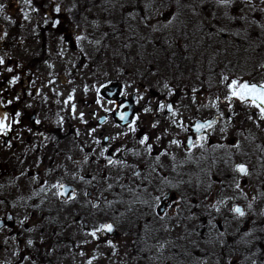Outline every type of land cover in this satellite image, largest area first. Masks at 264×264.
Masks as SVG:
<instances>
[{"label":"flooded vegetation","instance_id":"af4514ba","mask_svg":"<svg viewBox=\"0 0 264 264\" xmlns=\"http://www.w3.org/2000/svg\"><path fill=\"white\" fill-rule=\"evenodd\" d=\"M0 5V116L7 113L11 125L0 135V264H264V222L255 224V209L264 208V124L257 111L224 115L217 89L155 83L189 82L208 67L219 80L225 59L241 64L247 49L264 46V0ZM256 60L264 64V56ZM254 79L251 73L247 81ZM161 102L178 115L159 111ZM120 113L129 122L139 115L136 132ZM231 116L228 138L223 121ZM210 120L212 128L195 131ZM144 134L151 154L139 143ZM173 139L181 145L170 146ZM162 151L168 155L157 161ZM238 164L247 176L235 170ZM57 182L68 195H56ZM108 223L112 232L90 235Z\"/></svg>","mask_w":264,"mask_h":264},{"label":"snow or ice","instance_id":"6c2138e0","mask_svg":"<svg viewBox=\"0 0 264 264\" xmlns=\"http://www.w3.org/2000/svg\"><path fill=\"white\" fill-rule=\"evenodd\" d=\"M24 2L31 6L32 0H24ZM221 3H224L226 5H229L231 3V0H220ZM3 5H0V11H3ZM36 11H38V9H36ZM55 11L57 13L60 12V8L59 6H57L55 8ZM24 19L27 20L28 19V14L25 12L24 14ZM158 15H162V11L158 12ZM6 19H10V17H5ZM173 19L175 17H172ZM14 23V21H13ZM56 23H59V21H57ZM8 33L5 32L4 36H7ZM3 37H0V39H2ZM83 39V37H77V40ZM5 63L4 59L2 57H0V65H3ZM7 71L12 72L13 69L12 68H8ZM17 80H19V77H13L12 79V83H15ZM222 82L227 84V87L229 89V95L226 97V99L228 100L229 104H231L232 99L236 98L238 99L242 104H248L251 107H254L258 110V117L259 120H264V82L261 83H255V82H250L247 80H243L242 78H237V79H231L229 80L228 76H223L222 77ZM165 87H167V84L165 85ZM85 91H87V88L85 89ZM97 92L100 91L99 88L96 89ZM195 91V89L193 90ZM18 99V97H17ZM73 99V95H70L68 97V100L71 101ZM97 103H100V99H97L96 101ZM9 103H11V101H9ZM67 103V101L65 102ZM167 107V111L169 113L172 114V116H176L178 115L177 112L173 111L172 105L168 104L167 106L161 102L158 106V110L163 112L165 110V108ZM231 110V109H230ZM76 111V107L75 104H73L72 106V112L75 113ZM105 111H108V109H105ZM145 113L151 112L152 109L151 108H145L143 110ZM220 115H223L222 113ZM16 116H19V113L16 114ZM80 119L81 121H83L84 123H87V121L84 120V113L80 114ZM119 119L124 121L126 124H128L129 128L131 129L132 132H136L137 128H136V121L140 119L139 115H137L135 117V119H133L131 122H129V118H128V114L127 113H120L119 114ZM249 119H251V117H249ZM8 121V115L7 113H5L3 116H0V135H4L7 136L8 133L11 131V125L9 123H7ZM14 123H19L18 119H14L13 121ZM37 123H39V121H36ZM106 122V121H105ZM159 121H157L156 123H153L151 125L152 128H156L158 125ZM174 124H176L178 127H181L182 129H184L185 131H187L188 129L184 127L183 122L182 121H173ZM216 123L215 120H210L208 121L206 124L205 123H196L195 124V131L197 133H202V130H204L205 128H212L213 125ZM117 127H120V125H116ZM258 126V125H257ZM96 129L92 128L91 132H95ZM77 135H79V132H77ZM124 135H127V133H124ZM105 139H113L112 137H105ZM156 140H160L161 137L160 136H156L155 138ZM207 137L203 134L200 135L199 137V141H206ZM94 143L96 144H100L101 141L100 140H96L94 141ZM139 143L141 145H146L147 151L149 154H151V152L153 151V144L149 143V135L144 134L141 139L139 140ZM181 141L173 139L170 141V146L171 145H176L177 147H179L181 145ZM198 143V141H193L191 139V137L188 138L187 140V144L189 147H195L196 144ZM9 146H11L9 144ZM237 147L239 146L238 144L236 145ZM200 147H203V144H200ZM83 150V149H82ZM108 149L104 148L103 152H107ZM102 152V155H103ZM162 155H168L167 151H162L160 152V154L158 156H156V160L159 161L160 156ZM71 159V158H69ZM88 157L85 156L84 158V162H87ZM105 159L107 160V162L109 164H120L122 163V161L119 160H113L111 157H105ZM173 159H175V157L173 156ZM236 171H238L239 173H241L244 176H247L248 173V169L244 164H238L236 165ZM137 175H139V173H137ZM81 179H83V177H81ZM53 188L59 189L60 191H58L56 193V195L59 196H65L68 195L69 190L65 187L64 184L57 182L56 184L52 185ZM109 187H111V185H109ZM237 188L240 187L239 184L236 185ZM40 191H44L43 188L40 189ZM85 195H88V193H85ZM76 198V193L75 190H71V199H75ZM159 199V198H157ZM0 203H2V201H0ZM98 207V205H95ZM219 210V209H217ZM234 211L236 213H238L239 215L243 216L244 215V211L242 208H240L239 206L234 208ZM112 232L113 231V225L108 223V224H102L100 225L98 228H96L95 230H93L90 235L93 236L94 238L99 239V237L97 236L98 232ZM29 244L32 243L31 240L28 241ZM110 243V242H109ZM80 255H84L83 252L80 253ZM95 258V257H93ZM87 264H92V260H89L87 262Z\"/></svg>","mask_w":264,"mask_h":264},{"label":"rangeland","instance_id":"374dc122","mask_svg":"<svg viewBox=\"0 0 264 264\" xmlns=\"http://www.w3.org/2000/svg\"><path fill=\"white\" fill-rule=\"evenodd\" d=\"M48 3H49V1H48ZM247 50L250 52L249 53L250 56L244 58V60H241V64H239V62L235 63V61L231 60V59H229V60L225 59L226 62L219 65L220 73H221V78L219 80H212L211 77H209L210 76L209 72L211 71V69L208 67L205 70L200 71L201 74L199 73L198 79L192 78L191 80H189V82L184 81V80L183 81L170 80L167 82L152 81V82H155L156 84L158 83L156 85L157 88H162L163 87L162 85H164L166 83V84H172L173 87H176L178 89L196 88L198 90H205V91L217 89L220 91V94H219L220 97L218 96V100H219L218 105H220V106L223 105L224 112H225L224 115H226L228 112L232 114L235 111H242L243 112V111H246L248 109L252 112L255 110L258 113V110L256 108L252 107V108H254V109H252L251 107L244 106L241 102L236 100V98H233L231 104H229V102H227L228 100L226 99V97L229 95V89L227 87V84L222 82L223 76H228L229 80L237 79V78H242L243 80H247V78L250 76L251 73L252 74L255 73V77H256V79H254L255 83L264 82V64L263 63L258 64L257 60H256L257 58L261 59L264 56V46L258 47L257 43H256V45H254V47L249 48ZM228 51L231 52L232 50L230 49ZM235 53L237 54L238 52L235 51ZM239 55H240V53H239ZM238 59H240V57H238ZM248 62H251V63H248ZM202 75L204 77H202ZM143 83H147V82H143ZM207 94H212V93H207ZM207 98L210 99L211 98L210 95H208ZM215 99H216V97H214V100ZM221 101H222V103H221ZM232 117L233 116H231V118H228V119L224 118V121H223L224 124L228 125V128H230V129H227V132H226L227 135H225V136H229L228 138H230L232 136V133H231ZM255 119L259 120V117L257 116ZM259 121L263 122V124H264V120H259ZM255 210L257 213L255 224L263 223L264 222V208L263 209L258 208Z\"/></svg>","mask_w":264,"mask_h":264}]
</instances>
